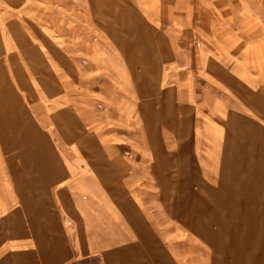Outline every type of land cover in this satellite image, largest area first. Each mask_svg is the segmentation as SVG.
Instances as JSON below:
<instances>
[{"label": "rangeland", "instance_id": "1", "mask_svg": "<svg viewBox=\"0 0 264 264\" xmlns=\"http://www.w3.org/2000/svg\"><path fill=\"white\" fill-rule=\"evenodd\" d=\"M136 1L0 0V37L7 32L8 42L23 45L25 68L39 81L41 115L50 110L67 126L66 147L53 139L57 156L73 171L103 173L119 206L130 209L135 236H149L155 251L179 253L191 264L192 195L198 210V194L218 167L199 126L210 95L226 102L234 92L228 76L199 68L194 55L203 47L212 61L224 60L210 43L216 38L197 34L206 33L208 15L225 27L216 19L224 18L223 4L181 0L172 20L150 21L156 5ZM239 55L224 58L234 64ZM236 72L254 77L256 69Z\"/></svg>", "mask_w": 264, "mask_h": 264}, {"label": "crops", "instance_id": "2", "mask_svg": "<svg viewBox=\"0 0 264 264\" xmlns=\"http://www.w3.org/2000/svg\"><path fill=\"white\" fill-rule=\"evenodd\" d=\"M202 1L223 4L224 18L216 19L225 27L204 14L207 31L197 34L216 38L210 43L225 58L230 51L240 55L228 64L224 57L212 61L203 47L195 50L198 67L228 76L234 92L226 102L210 95L199 126L198 137L211 142L218 167L210 188L198 194V210L192 195L191 264H264V0ZM140 3L156 5L150 21L172 20L184 4ZM17 42H8L7 32L0 37V264H185L179 253L172 258L155 251L151 237L135 236L130 209L119 206L103 173L73 171L57 156L54 141L66 147L67 126L50 110L41 115L39 81L25 68ZM247 68L256 69L254 77L236 72ZM140 223L146 230L148 223ZM199 224L206 229L202 236ZM196 240L202 249L196 250Z\"/></svg>", "mask_w": 264, "mask_h": 264}]
</instances>
